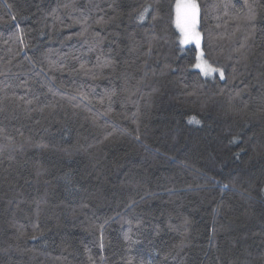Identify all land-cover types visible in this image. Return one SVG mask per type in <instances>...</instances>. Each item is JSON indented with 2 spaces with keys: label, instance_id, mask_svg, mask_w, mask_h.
Instances as JSON below:
<instances>
[{
  "label": "trees",
  "instance_id": "obj_1",
  "mask_svg": "<svg viewBox=\"0 0 264 264\" xmlns=\"http://www.w3.org/2000/svg\"><path fill=\"white\" fill-rule=\"evenodd\" d=\"M0 0V264H264V0Z\"/></svg>",
  "mask_w": 264,
  "mask_h": 264
},
{
  "label": "snow or ice",
  "instance_id": "obj_2",
  "mask_svg": "<svg viewBox=\"0 0 264 264\" xmlns=\"http://www.w3.org/2000/svg\"><path fill=\"white\" fill-rule=\"evenodd\" d=\"M176 28L181 34L180 43L182 45L194 44L196 49H200V33L196 30L197 25V6L192 0H177L175 5ZM203 53L195 57V67L203 74L207 75L216 71L202 59ZM222 75V73H221Z\"/></svg>",
  "mask_w": 264,
  "mask_h": 264
},
{
  "label": "rangeland",
  "instance_id": "obj_3",
  "mask_svg": "<svg viewBox=\"0 0 264 264\" xmlns=\"http://www.w3.org/2000/svg\"><path fill=\"white\" fill-rule=\"evenodd\" d=\"M192 2H194V0H192ZM176 3H177V0L175 1V5H176ZM194 3H195V2H194ZM175 5H174V17L176 16ZM175 25H176V24H175ZM177 30H178V29H177ZM196 30H197V25H196ZM197 31H198V30H197ZM178 33H179V42H180L181 34H180L179 30H178ZM180 45H181L182 48L185 46V45H182L181 43H180ZM188 45H193V46L195 47L194 44H188ZM195 48H196V47H195ZM199 54H200L199 49H196V56L199 55ZM202 59H203V58H202ZM203 60H204V59H203ZM204 61H205V60H204ZM205 62H206V61H205ZM195 63H196V59H195ZM207 65H208V64H207ZM209 66H210V65H209ZM211 67H212V66H211ZM193 68L196 69V70H198V71L200 72V70L197 69V68L195 67V64H194ZM212 68H214V67H212ZM214 69H215L216 71L211 72V73H209V74H207V75L203 74L202 72H200V73H201L202 76L207 77V78L214 77L215 75L221 77V76H222V75H221V70H218V69H216V68H214Z\"/></svg>",
  "mask_w": 264,
  "mask_h": 264
}]
</instances>
